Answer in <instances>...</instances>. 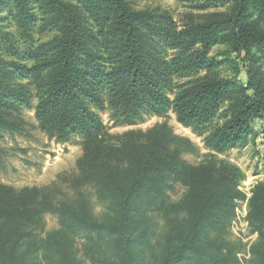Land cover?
<instances>
[{"label":"trees","instance_id":"16d2710c","mask_svg":"<svg viewBox=\"0 0 264 264\" xmlns=\"http://www.w3.org/2000/svg\"><path fill=\"white\" fill-rule=\"evenodd\" d=\"M190 1L202 10L229 5L179 29L169 11L137 10L128 0H0V136L24 133L34 84L40 128L61 142L83 138L68 200L0 184V264H83L77 235L89 264H242L238 245L220 231L245 198L244 171L214 153L188 164L183 154L192 142L167 124L117 143L100 114L132 124L173 110L217 154L264 138V0ZM36 29L53 36L38 43ZM217 45L235 55L229 77L212 76ZM202 71L208 74L180 82ZM177 182L187 188L185 216L168 217L155 245L151 213L165 208ZM85 186L108 201L101 219ZM249 206L260 236L248 264H264V181ZM47 212L61 227L40 243L33 228Z\"/></svg>","mask_w":264,"mask_h":264},{"label":"rangeland","instance_id":"374dc122","mask_svg":"<svg viewBox=\"0 0 264 264\" xmlns=\"http://www.w3.org/2000/svg\"><path fill=\"white\" fill-rule=\"evenodd\" d=\"M128 2L137 10L159 9L169 11L179 29L190 22H201L209 14L226 11L229 5L227 3L218 8L212 7L202 10L197 6L202 2L190 0H128ZM52 36L53 32L40 33L36 29L34 39L39 43L50 40ZM210 56H214L220 62L212 76L229 77L233 75V68L228 59L235 58V55L228 46H215ZM238 62L240 63V61ZM206 74H208L207 71H202L180 82L203 77ZM242 79H245L244 75ZM30 89L34 97L31 107L23 110V118L26 123L24 133L12 134L6 131L0 136V147L4 151L2 159H0V184L8 185L17 191L37 187L42 190L45 189L43 192L53 202L68 200L73 194L70 182L72 177L78 174L77 162L83 155V138L75 136L69 142L50 138L40 128V122L35 116V107L39 101L38 90L34 84H30ZM171 97L173 99L174 96L171 95ZM100 114L109 133L117 143L119 137L129 132H147L158 124H167L175 134L186 137L192 142L194 149L183 154V159L188 164L198 165L212 158L211 154L214 153L217 158L226 159L244 171L245 178L240 182L239 189L245 198L235 201L236 206L232 219L226 228H222L220 232L221 234L224 233L230 242L238 245L240 251L238 256L242 264H248L252 258V248L260 236V225L250 219L249 204L255 187L264 181L263 136L260 135L255 141L250 140L245 146H238L226 153L217 154L206 147V136L180 123L173 110L168 111L165 116L144 115L142 119L136 120L132 124L115 122L112 120L109 110L102 111ZM83 190L93 205L95 216L101 219L107 212L108 201L101 197L94 187L85 186ZM186 192L187 188L182 183H174V189L166 191L165 208L151 213L154 231L153 243L155 245L165 232L168 217L185 216L182 210V202ZM60 227L58 214L47 212L41 222L33 228V237L41 243L49 232ZM83 243L82 235L75 236V254L81 263L89 264L84 254Z\"/></svg>","mask_w":264,"mask_h":264}]
</instances>
